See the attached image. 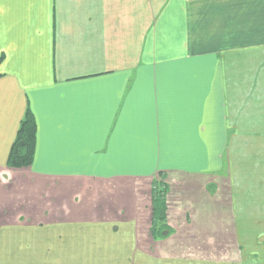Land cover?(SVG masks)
<instances>
[{"label":"crops","instance_id":"1","mask_svg":"<svg viewBox=\"0 0 264 264\" xmlns=\"http://www.w3.org/2000/svg\"><path fill=\"white\" fill-rule=\"evenodd\" d=\"M1 57L0 264H264L229 162L264 129V0H0ZM28 109L34 160L10 169ZM160 177L186 193L166 241Z\"/></svg>","mask_w":264,"mask_h":264},{"label":"rangeland","instance_id":"2","mask_svg":"<svg viewBox=\"0 0 264 264\" xmlns=\"http://www.w3.org/2000/svg\"><path fill=\"white\" fill-rule=\"evenodd\" d=\"M261 133H262L261 140L257 141V138H255L254 140H250V143L245 145L246 147H245V150H244V153H243V158L241 160H237V158H236V160H234V159L231 158L230 161H229L231 163L233 169H236V167H238V165H239V168H241V169L245 168L246 171L249 172V175H244L243 176V175H239L238 174L239 176H236L237 179H238L237 184L239 183L240 187H241V184H243V182H244L243 180L247 179V182L248 181L250 182V183L248 182L249 184L247 185L248 187L251 186L248 189L249 192L246 193L245 192V188H243V189L241 188L240 193H237V196L236 195L235 196H236L237 201L241 202V201H249V200H251V201H254L255 203H258L257 206H263V207L260 208V210L257 209L256 213L258 214V217H264V212H263L264 211V141L262 140V139H264V135H263L264 134V129L261 130ZM22 169H25V168H22ZM251 169H253V170H251ZM15 170H21V169H15ZM236 170H238V169H236ZM242 171H243V174H244V170H242ZM247 172H246V174H247ZM236 173H237V171H236ZM232 177L234 178V183H235V178L236 177H234V176H232ZM223 180H224L223 182L225 184L228 183V180L231 182L230 177H226L225 176V177H223ZM162 181H164L165 184L168 186L167 197H169L170 192H172L171 195H175V197H177L176 199L180 200V199L184 198L182 196L186 195V193L183 192L185 187L182 185L181 181H178V180H176V182L175 181H170L169 179L162 178V177H160L159 181L154 180V182H162ZM154 182H153V186H152L153 187L152 188V192H153V189H154ZM244 183H246V182H244ZM171 186H173V188H171ZM140 193L143 196L147 195V194H150L148 192L145 193V191H143L142 189H141ZM124 194H127V195L131 196V195H134L135 193H132V192L128 193L127 192V193H124ZM242 195L244 196V198H242ZM246 195H247V197H245ZM226 196H228L227 192L225 190H223V191L220 192V195H219L220 198L219 199L225 200L224 197H226ZM228 198H227V200H229ZM131 199H133V197H131ZM228 203H229V201H228ZM227 206H228V204H227ZM118 213H119V211H118ZM215 226H217V224ZM231 227H233V225H230L229 227H227L229 229L230 233L232 232V228ZM151 228H150V230H151ZM254 228H255L254 229L255 234H259V233L261 234V237H262L261 245H262V250H264V225H261L260 228H258L255 225ZM142 233L143 232L140 229V234H139L138 240H141V237L143 236ZM166 234H167V232H166ZM172 235H173V232L167 238H169ZM214 236H215V234H214ZM217 236H219L218 233L216 234L215 238ZM150 237H152V234H151ZM167 238L159 239V240L166 241ZM156 241H158V239ZM256 243L257 242L253 241V239H251L250 241L246 240V243H245V241H239L238 244H237V242L235 240L233 241L231 239L228 240V241H226V240L225 241H220L219 237L217 239V244H219V245L223 244V247L227 245L225 248L228 249L230 254H232V251H236L237 248H239V247H241L242 249L244 248V250H246V251H247V247H249V246H251V247L255 246V249H256ZM24 246L25 245H23L22 247H24ZM262 254L260 256H262ZM213 258H216V257L214 256ZM229 258H231V257H229ZM39 259H41V257ZM39 259H38V261H39ZM132 259H133L132 264H139V263H135L136 262V256L132 257ZM127 260H128V258H127Z\"/></svg>","mask_w":264,"mask_h":264},{"label":"trees","instance_id":"3","mask_svg":"<svg viewBox=\"0 0 264 264\" xmlns=\"http://www.w3.org/2000/svg\"><path fill=\"white\" fill-rule=\"evenodd\" d=\"M2 59L3 57L0 58V62ZM36 133L35 119L31 110L28 109L10 151L7 160L8 168L22 169L32 166L36 147ZM167 193L168 186L164 181L154 182L151 234L155 240L165 239L173 232L167 220Z\"/></svg>","mask_w":264,"mask_h":264}]
</instances>
